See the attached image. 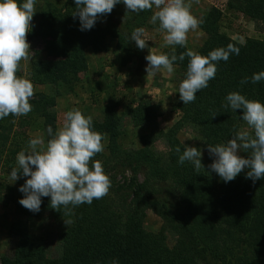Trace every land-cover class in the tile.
<instances>
[{"label":"trees","instance_id":"1","mask_svg":"<svg viewBox=\"0 0 264 264\" xmlns=\"http://www.w3.org/2000/svg\"><path fill=\"white\" fill-rule=\"evenodd\" d=\"M65 5V11L49 8L41 12L32 33L48 38L46 53L52 57L33 61L31 75L36 83L63 84L71 90L78 73L87 67L84 48L105 49V38L109 34L117 38L118 47L124 51L123 60L141 53L130 35L133 29L141 27L150 11L127 13L126 8L115 6L110 14L99 18L106 20L104 25L96 23L92 29L81 31L79 18L72 15L75 0H65ZM226 8L264 21V0H228ZM220 16L221 11L216 7L201 16L199 26L206 38L195 51L207 55L213 49L232 45L239 49V54L232 53L226 62H218L215 78L196 94L194 102L183 104L180 100L176 107L181 112L179 122L185 119L195 124L206 145L226 143L243 121L242 110L224 107L228 93L236 91L264 103V80L251 82L254 73L264 71V41L254 38L241 43L235 41L219 30ZM187 50L177 45L168 55L179 57ZM187 63V57L174 62L181 70V79L185 77ZM245 77L248 82L242 84ZM55 92L57 95L58 91ZM56 95L39 93L37 98L30 99L33 110L41 113L45 124L53 131L56 116L51 108ZM114 106L111 102L106 105L102 120L93 119L94 130L108 134L107 151L95 158L102 162L111 179L109 193L90 205L82 204L71 211L63 207L52 209L50 197H41L38 213L20 205L21 193L15 200L18 219L9 227L16 245L11 256L1 257L0 264H112L113 260L118 264H235V255L239 260L245 259L246 264H253L255 252L245 248L252 228L264 227V179L253 183L245 178V170L225 183L218 175L214 177L207 171V167L197 173L191 162L179 164L176 148L179 147L182 154L184 145L175 136L178 125L163 133L169 146L166 154L149 149L150 135L143 140V147L119 151L116 143L119 117ZM135 107L147 111L149 115L146 116L150 117L149 102L138 103ZM126 170H130L128 177L124 175ZM118 174L123 177L122 182L116 179ZM20 177L24 182L27 179ZM172 193H180L183 199L197 205L198 217L191 221L183 218L167 198ZM216 201L220 204L211 205ZM213 207H220L225 213L220 214ZM148 208L174 224L178 239L173 247L166 244L162 231L152 232L143 227ZM45 211L57 216L68 212L73 215L71 225L62 234V250L57 258H49L44 240L29 231L28 222ZM232 214H239L236 223L227 220ZM233 244L238 246L236 254Z\"/></svg>","mask_w":264,"mask_h":264},{"label":"clouds","instance_id":"2","mask_svg":"<svg viewBox=\"0 0 264 264\" xmlns=\"http://www.w3.org/2000/svg\"><path fill=\"white\" fill-rule=\"evenodd\" d=\"M123 3L127 12L152 11L150 23L159 24L167 46H187L190 31L199 27L200 21L191 13V3L186 0H75L73 17L79 18L80 30L92 29L100 17L110 14L118 3ZM36 0H0V119L12 115L26 116L32 111L30 99L34 96V85L30 79L17 75L22 61L30 59V43L27 34L31 31ZM145 29H133L130 40L137 48L148 47ZM239 49L228 45L216 48L207 55L188 49L177 57L172 54L157 53L149 49L145 56L147 76H155L161 69L168 74L174 72V62L188 58L185 77L178 87L179 99L183 104L192 103L196 94L208 87L218 71L219 61H227ZM264 80V71L254 73L252 83ZM245 77L241 83H247ZM224 107L233 111L242 110L241 119L246 128L234 131L225 143L207 144V152L212 162L207 171L215 172L225 183L234 180L247 169L246 179L253 183L264 179V103L248 99L239 92L228 93ZM134 108V106H133ZM214 117V116H213ZM49 139L37 135L31 138L26 149L16 155L17 167L10 171L9 178L16 181L20 176L27 177L19 191V200L27 210L38 213L41 197H50V207H61L71 211L82 204H91L104 198L112 186L103 164L95 157L104 151V135L94 130L93 117L85 116L82 110L71 108L63 114L59 127L53 131L47 128ZM178 163L191 162L197 173L202 164V151L194 146H184ZM247 153V157L240 155ZM69 225L70 222H66ZM112 264H118L113 260Z\"/></svg>","mask_w":264,"mask_h":264},{"label":"rangeland","instance_id":"3","mask_svg":"<svg viewBox=\"0 0 264 264\" xmlns=\"http://www.w3.org/2000/svg\"><path fill=\"white\" fill-rule=\"evenodd\" d=\"M23 2L24 0H21L20 3ZM186 2L191 3V13L199 21L211 7L218 8L221 11L218 21L219 30L235 41L241 43L247 38L264 41V21L242 16L236 10H228L226 8L228 0H186ZM65 6V0H36V13L31 21V31L27 34V41L31 48L30 59L22 61L18 71V75L30 79L34 85V96L31 99L37 98L39 93L56 95L55 91H58L55 96V105L51 108L56 116L54 131L59 127L63 114L71 108H78L85 116L91 115L93 119L102 120L104 109L111 102L114 103V111L119 117L117 121L119 134L116 139L119 151L129 152L143 147V140L147 135H150L149 149L154 153L166 154L169 151V146L163 133L178 125L175 136L184 146L201 149V162L207 167L212 159L208 155L207 145L199 134L197 126L185 119L179 122L181 112L176 108L180 101L178 87L182 80L179 66L174 64L172 74L161 69L155 76H147L148 62L145 60V56L149 54V49L155 50L157 53L168 54L169 50H173L175 47L164 44V33L159 30L158 22L157 24L150 23L151 10L141 25L145 29L144 38L148 47L141 50L139 56L123 60L124 51L118 47L117 38L109 34L105 38V49L94 51L90 47L84 48L87 67L78 73V80L73 83L71 90L63 84H39L34 81L31 75L33 61L52 58L46 53L48 38L32 35L40 13L49 8L65 11ZM116 6L122 10L125 9L122 2ZM96 23L104 25L106 20L101 18ZM205 38L206 34L199 26L188 33L186 47L195 51ZM145 102H149L152 107L149 118L146 116L149 115L147 111H140L141 109L137 110L138 107H135L138 103ZM48 127L41 113L33 108L26 116L9 115L2 120L0 126V259L2 256H11L16 245V239L12 236L9 227L13 221L18 219L15 200L21 194L20 186L25 183L21 177L15 182L12 181L9 178L10 171L13 167H17L16 155L19 151L26 149L31 138L40 135L45 142L49 139ZM246 127V123L241 121L237 130ZM107 143L108 134H105L103 140L105 152ZM240 155L247 157L248 154L241 152ZM211 174L217 177L215 172H211ZM124 175L128 177L130 170H126ZM116 179L123 181V177L119 174ZM139 179L142 180L141 175ZM162 185H165L164 181ZM167 198L183 218L191 221L198 217L197 205L183 199L180 193H172ZM218 204L220 203L217 201L211 202V205ZM213 208L217 209L220 214L225 213V210L220 207ZM239 218V214L227 216V220L235 223ZM72 220V212L57 216L50 211H45L39 218L31 219L28 222V227L32 234L44 240L47 256L57 258L62 250V234L69 228ZM65 221L70 222L69 225ZM142 225L148 231H162L169 247H173L178 239V232L174 228V224L163 219L153 208L146 210ZM232 249L234 254L239 251L235 244ZM245 249L255 252L253 261H251L253 264H264V227L252 228ZM235 257L237 259L235 264H246L245 259L240 258L239 260L237 255Z\"/></svg>","mask_w":264,"mask_h":264},{"label":"built area","instance_id":"4","mask_svg":"<svg viewBox=\"0 0 264 264\" xmlns=\"http://www.w3.org/2000/svg\"><path fill=\"white\" fill-rule=\"evenodd\" d=\"M241 14V13H240Z\"/></svg>","mask_w":264,"mask_h":264}]
</instances>
